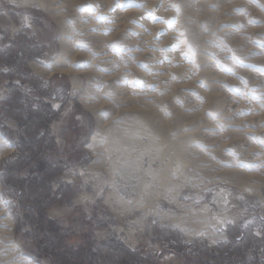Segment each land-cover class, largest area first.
Wrapping results in <instances>:
<instances>
[{
	"label": "rangeland",
	"instance_id": "rangeland-1",
	"mask_svg": "<svg viewBox=\"0 0 264 264\" xmlns=\"http://www.w3.org/2000/svg\"><path fill=\"white\" fill-rule=\"evenodd\" d=\"M23 177L82 264H264V0H0V264H55Z\"/></svg>",
	"mask_w": 264,
	"mask_h": 264
},
{
	"label": "trees",
	"instance_id": "trees-1",
	"mask_svg": "<svg viewBox=\"0 0 264 264\" xmlns=\"http://www.w3.org/2000/svg\"><path fill=\"white\" fill-rule=\"evenodd\" d=\"M57 78H61L60 76H53L50 80V91H44L41 92L43 95H49L50 97L53 96L54 88L55 87V80ZM31 81L36 85L37 89H41L40 84L37 80H35L33 77L30 78ZM44 110L43 112H40L41 109H36V117L37 120H43L44 126L47 131H49V124L51 119L57 117V112L51 107L50 104H44ZM39 109V111H37ZM37 135H33L32 141L33 143L39 142L42 143L43 137L36 139ZM41 137V136H40ZM22 141L26 143L25 137H22ZM40 162V160H39ZM42 164L47 163L46 160H41ZM42 164H38V171L41 173H44L45 171H48L45 169V166ZM9 181H12L13 178H8ZM42 178H19V186L17 185V182L15 186H17V189L19 192H22V189H27L31 193L38 192V188L41 186L44 188L45 192L47 193L46 196H30L36 202L28 201L27 207L29 211L27 212V217L29 219V222L31 223V230L30 237L32 238L33 242L36 244L37 251L39 255H46L48 256L53 263L55 264H82L83 261V254H80V250L78 248L72 249V251H68L65 249L67 246L64 244V239L61 236V230L62 225L59 220L51 219L47 216L44 209L40 208L42 200L48 199L51 203L55 200V197L49 198V193L51 192V188L49 186H42ZM40 195V194H38ZM38 203V204H37ZM39 232H42L39 234Z\"/></svg>",
	"mask_w": 264,
	"mask_h": 264
},
{
	"label": "bare ground",
	"instance_id": "bare-ground-1",
	"mask_svg": "<svg viewBox=\"0 0 264 264\" xmlns=\"http://www.w3.org/2000/svg\"><path fill=\"white\" fill-rule=\"evenodd\" d=\"M92 141L94 142V141H95V139L93 138V139H92Z\"/></svg>",
	"mask_w": 264,
	"mask_h": 264
}]
</instances>
